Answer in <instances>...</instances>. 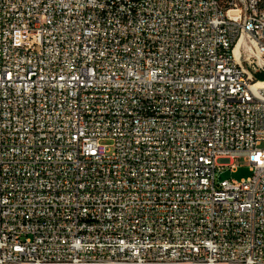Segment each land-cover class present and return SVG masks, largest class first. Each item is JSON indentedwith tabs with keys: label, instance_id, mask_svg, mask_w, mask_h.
Returning <instances> with one entry per match:
<instances>
[{
	"label": "built area",
	"instance_id": "2783aa9c",
	"mask_svg": "<svg viewBox=\"0 0 264 264\" xmlns=\"http://www.w3.org/2000/svg\"><path fill=\"white\" fill-rule=\"evenodd\" d=\"M257 72L264 0H0V264H264Z\"/></svg>",
	"mask_w": 264,
	"mask_h": 264
},
{
	"label": "rangeland",
	"instance_id": "374dc122",
	"mask_svg": "<svg viewBox=\"0 0 264 264\" xmlns=\"http://www.w3.org/2000/svg\"><path fill=\"white\" fill-rule=\"evenodd\" d=\"M259 73V72H257ZM264 73V72H263ZM261 148H264V142L260 146ZM251 174L249 164L245 163L244 161L239 162V167L235 172L230 171L229 169L222 174L223 178H235V179H241L248 177Z\"/></svg>",
	"mask_w": 264,
	"mask_h": 264
},
{
	"label": "trees",
	"instance_id": "16d2710c",
	"mask_svg": "<svg viewBox=\"0 0 264 264\" xmlns=\"http://www.w3.org/2000/svg\"><path fill=\"white\" fill-rule=\"evenodd\" d=\"M255 77H256L257 79L264 80V73H263V72L256 73V74H255Z\"/></svg>",
	"mask_w": 264,
	"mask_h": 264
}]
</instances>
